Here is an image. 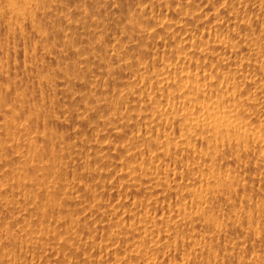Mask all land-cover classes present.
I'll return each instance as SVG.
<instances>
[{"label":"bare ground","instance_id":"bare-ground-1","mask_svg":"<svg viewBox=\"0 0 264 264\" xmlns=\"http://www.w3.org/2000/svg\"><path fill=\"white\" fill-rule=\"evenodd\" d=\"M0 264H264V0H0Z\"/></svg>","mask_w":264,"mask_h":264}]
</instances>
